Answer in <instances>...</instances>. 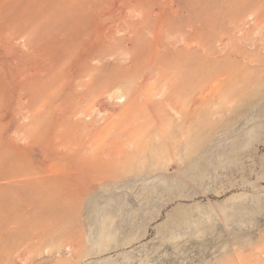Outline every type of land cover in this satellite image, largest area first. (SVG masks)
I'll list each match as a JSON object with an SVG mask.
<instances>
[{"label": "rangeland", "instance_id": "374dc122", "mask_svg": "<svg viewBox=\"0 0 264 264\" xmlns=\"http://www.w3.org/2000/svg\"><path fill=\"white\" fill-rule=\"evenodd\" d=\"M0 264H264V0H0Z\"/></svg>", "mask_w": 264, "mask_h": 264}]
</instances>
